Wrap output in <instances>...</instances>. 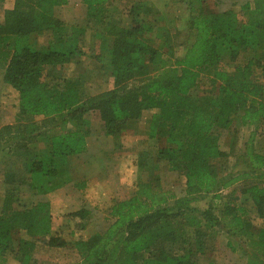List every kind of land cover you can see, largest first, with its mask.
Masks as SVG:
<instances>
[{
	"label": "trees",
	"instance_id": "16d2710c",
	"mask_svg": "<svg viewBox=\"0 0 264 264\" xmlns=\"http://www.w3.org/2000/svg\"><path fill=\"white\" fill-rule=\"evenodd\" d=\"M182 1L189 15L175 32L172 19L164 23L167 14L150 0H81L84 25L56 15L69 0H15L5 10L0 69L18 92V113L14 123L0 126L8 185L0 210V264L8 253L35 264L39 238L51 248L69 246L53 232L51 202L26 205L19 194L44 196L72 180L70 158L87 151L93 113L117 140L146 110L154 112L148 133L158 159L142 153L148 178L140 176L135 194L115 202L114 220L104 231L71 242L80 257L75 264H201L197 257L217 229L229 235L230 245L244 239L249 264H264V226L253 219L264 217V149L253 144L258 132L264 134V81L258 77L264 72V0L247 2L241 20L234 9L218 11L215 0ZM116 13L129 25L115 22ZM88 28L99 46L95 68L113 79L111 89L98 93L90 92L87 74L48 79L51 69L84 53ZM183 31L187 39L179 42ZM238 124L257 127L236 153V163L247 168L223 175L217 161L226 151L217 131ZM161 160L183 173L185 195L163 188ZM210 195L224 199L221 215L211 202L205 208L193 204ZM87 214L81 209L69 216ZM22 232L26 237L18 238Z\"/></svg>",
	"mask_w": 264,
	"mask_h": 264
},
{
	"label": "rangeland",
	"instance_id": "374dc122",
	"mask_svg": "<svg viewBox=\"0 0 264 264\" xmlns=\"http://www.w3.org/2000/svg\"><path fill=\"white\" fill-rule=\"evenodd\" d=\"M150 1L154 3L160 13L167 14L168 18L167 21L163 20L164 23H169L168 21L171 19L174 20H171V25L169 24L173 32L176 29L180 31L184 29V21L186 20V16L189 15V11L187 5L182 0ZM215 1H217L216 8L218 11L234 9L238 13L240 20L244 18L243 6L247 2L252 3V5L254 3V0ZM119 2L125 4L127 0H119ZM10 3V1L6 0L3 5H0V21H2L4 9ZM118 5L120 7L123 6ZM55 12L65 22L85 24L86 8L80 3V0H70L68 4L57 7ZM114 16L115 22L118 23L119 21L122 25H129L128 19L123 18V15L116 13ZM184 31L178 39L179 42L187 39ZM40 41L44 42L46 38L42 37ZM82 50L84 53L81 56H77L72 61L51 69L48 79L58 80L87 74L90 79L88 80V84L91 93L111 89L113 87L112 77L95 68L99 46L97 40H95L93 30L90 28H88L87 33L84 35ZM184 52L185 49L183 47L177 49L178 55H183ZM243 58L239 59L242 60ZM258 77L261 82L264 81V72L262 70H259ZM209 84V79L203 77L201 85L207 87ZM0 91H3V96L0 97V126H2L14 123L17 119L18 93L8 89H0ZM153 113V111H144L141 118L134 122L129 130L130 132L128 133H132L129 135L130 138L128 140L125 139V142L120 147H115L112 138L106 135L104 123L100 115L96 113L91 115L92 133L88 137L90 157L82 155L71 158L75 178L78 181L87 180L89 183L93 182L91 189L88 187V189L81 191L76 189L73 183H70L62 191H57L53 195L50 194L51 196L34 195L29 191L19 194L20 202L26 205L40 199L50 200L51 197L54 205L53 232L62 235L69 241V246L67 247L51 248L47 246L44 240L37 239L36 247L32 252L33 263L75 264L80 257L72 243L79 238L89 237L96 231L104 230L111 223L109 212L113 201L126 199L138 189L140 175L137 165V160L139 161L138 155L148 153L149 161L154 162L158 159V145L154 139L149 137L148 133V121ZM251 131L252 128L239 124L234 125L231 130L217 131L221 149L226 151V156L217 161L218 168L221 169L223 175L233 173L236 176L237 173L247 168L245 164L241 163L239 165L236 163V153L240 152L249 141ZM256 147L257 149H264V134H261V131L257 135ZM5 161L6 157L0 152V210L8 189V185L4 181ZM158 167L163 188L177 196L185 195L183 173L171 170L165 160L160 161ZM146 174L148 175V170L143 173L144 179L147 177ZM97 182H99V185L96 188ZM241 184V182H237L234 187L241 188ZM221 193L225 194L226 190H223ZM208 202L215 205V212L221 215L220 208L224 203L223 198L215 199L210 195V197L199 198L193 204L200 208H205L208 206ZM85 207L89 208L88 211H90L86 219L85 217L81 219L80 216L74 218L69 216L74 211H79ZM253 219L257 226H264V217L254 216ZM214 233L213 239L208 240L206 252L204 254L198 253L199 256L197 255L201 264H249L250 255L247 256L245 254V250L248 247L245 245L244 239H239L236 243L230 245L231 238H229L226 232L217 229ZM17 237H26V235L22 232ZM1 263L21 264L19 259L10 253L7 254L6 258L2 259Z\"/></svg>",
	"mask_w": 264,
	"mask_h": 264
},
{
	"label": "crops",
	"instance_id": "0c3cea01",
	"mask_svg": "<svg viewBox=\"0 0 264 264\" xmlns=\"http://www.w3.org/2000/svg\"><path fill=\"white\" fill-rule=\"evenodd\" d=\"M6 0H2L1 2H0V5H3V3L5 2ZM7 1H10L11 3L9 4V5H7L6 6V8L4 9V11H3V18H2V21L4 20V12H5V10L6 9H12L13 7H14V4H15V0H7ZM70 1V0H69ZM69 3V2H68ZM80 3L82 4V2H81V0H80ZM85 7V6H84ZM242 19V18H241ZM244 19V18H243ZM2 21H0V22H2ZM4 74H5V71H4V69H0V89H8V90H14V91H16L10 84H8L5 80H4ZM5 92H7V91H5ZM17 92V91H16ZM18 93V92H17ZM1 96H3V91H0V97ZM0 101H1V99H0ZM8 124H12V123H8ZM242 126H244V125H242ZM245 127H248V128H252V131H251V133H253L254 131H256L257 130V127H255V125H251V126H245ZM130 130V129H129ZM128 132H130V131H128ZM128 132H126L124 135H122L119 139H115L113 136H110V135H107V136H109V137H111L112 138V141L115 143V147H120L121 146V144L122 143H124L125 142V139L126 140H128V138H130L129 137V135L130 134H132V133H128ZM91 133H92V129H91ZM91 135V134H90ZM89 135V136H90ZM257 135H258V133L255 135V139H254V142H253V144H254V148L256 149V150H262V149H257V147H256V139H257ZM87 143H88V138H87ZM114 147V148H115ZM89 152H90V147H89V145H88V149H87V151L86 152H84V153H82L81 155L79 154V155H76V156H82V155H84V156H86V155H88V157H90V154H89ZM141 153V152H140ZM158 153V152H157ZM97 154V153H96ZM140 154L138 155V157L140 158ZM73 157H75V156H73ZM72 158V157H71ZM71 158H70V167H71V173H72V180L70 181V182H68L67 184H65L64 186H62V187H60V188H58V189H56V190H54V191H52V192H50V193H48V194H46V195H44V197L45 196H49L50 194L51 195H53V194H55L57 191H62L66 186H68L70 183H73L74 184V186H75V188L76 189H78V190H81V191H83L84 189H88V187L91 189V185H92V183H89V182H87V180H82V181H78L76 178H75V176H74V174H73V169H74V167H72V164H71ZM161 161H163V160H161ZM90 164V163H89ZM88 164V165H89ZM137 165H138V169L140 170V175H139V181H140V176H142V179L145 181L146 179H144V176H143V173L144 172H146L145 170H143V169H141V166H140V159H139V161L137 160ZM146 176L148 177V175L146 174ZM146 177V178H147ZM77 180V181H76ZM96 184V183H95ZM82 185V186H81ZM99 185V182H97V185H96V188H97V186ZM100 188V187H99ZM98 190V189H97ZM137 191V190H136ZM135 191V192H136ZM135 192L131 195V196H129L128 198H126V199H129V198H131L134 194H135ZM50 195V196H51ZM126 199H121V200H126ZM46 200H49V199H46ZM50 202H51V206H52V213H53V216H54V210H53V201H52V198L50 197V200H49ZM117 201H120V200H114L113 201V203H112V205H111V207H110V212H109V215H110V218H111V222L114 220V217H113V215H112V208H113V205L115 204V202H117ZM86 208V207H85ZM85 208H83V209H85ZM88 209L89 208H86L85 210L88 212V214L85 216V219H86V217L90 214V211H88ZM74 212H76V211H74ZM54 218V217H53ZM85 219H83V220H85ZM53 224H54V221H53ZM83 226H86V225H83ZM109 226V225H108ZM107 226V227H108ZM106 227V228H107ZM105 228V229H106ZM104 229V230H105ZM53 230H54V227H53ZM104 230H101V231H104ZM96 232H98V231H96ZM95 233V232H94ZM94 233H92V234H94ZM91 234V235H92ZM90 235V236H91ZM86 238H88V237H86ZM86 238H81V239H86Z\"/></svg>",
	"mask_w": 264,
	"mask_h": 264
}]
</instances>
